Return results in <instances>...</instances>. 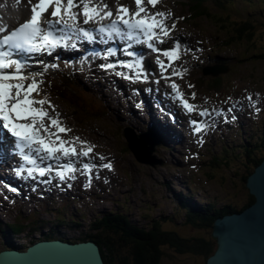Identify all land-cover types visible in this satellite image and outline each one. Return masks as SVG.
I'll return each instance as SVG.
<instances>
[{"label": "rangeland", "instance_id": "rangeland-1", "mask_svg": "<svg viewBox=\"0 0 264 264\" xmlns=\"http://www.w3.org/2000/svg\"><path fill=\"white\" fill-rule=\"evenodd\" d=\"M102 1L103 0H92V4L103 9L104 5H107V10H109L113 3L118 12V9L121 6H125L127 8L131 7L133 1L135 0ZM178 1L180 0H177L176 2ZM208 1L211 2L212 0ZM239 1L240 2H237L236 4H223L228 9L226 14L229 15V20L239 21L250 17L252 19L251 23L255 22L256 33L254 36V45L252 47L249 46L248 48L247 44L244 43H235L228 48L227 46H223V42L227 40L225 32H220L216 23L209 21V18L193 23L195 27L183 23V19H185L186 16L181 12L180 5H173L172 0H169L171 6L167 2L161 0L155 7L147 4L145 0L144 5L148 6L147 9L150 13L164 12L166 14L165 23L167 22L169 27L173 24L176 27V23L181 22L180 27L182 30L179 29L177 32L172 31L173 35L169 34V38L164 40H167L170 43L175 41L176 43H179L180 49L182 50V52L179 53L180 58L176 60L175 63H172L171 67H167V70L162 73L160 65L157 63V58L154 57V60H152V55H150L149 58L152 61L151 63L154 62V65H151L150 63L149 65L154 67V72H156L158 68L160 78L157 77V79L159 83L160 81L163 82L157 85L155 78H150L148 72L144 74L146 78H143V81L146 85L149 84L152 87V90L150 91L153 92L155 96L159 95V90H163V87L169 88L171 92L173 90L171 94L174 95L175 90L170 87L174 81L179 85V90L184 94V97L190 103L198 106L197 111L189 114L186 110H183L180 103H177L178 100L172 98V95L168 99L170 102L173 101L174 104L181 107L182 111L179 114L181 116L180 126L182 131L185 132L183 143L186 139L188 143L186 153L189 155L190 159L187 166L184 168L175 164L180 167H178L177 170H174L171 167L173 160L172 153L168 152L170 157L169 161L166 162L162 154L160 155L159 151L157 155H155V153L152 154L155 161L160 162V164H156L153 168L151 166L138 163L132 154L123 151V142L118 137L117 127L110 123L109 117H107L108 114L103 117L104 107L106 106V102L103 101V97H107L110 100L109 103L112 104L113 108V110L110 111L111 113L119 111V107L115 101H113L114 97L108 96L110 94L108 88L109 83L103 77H97L98 81L94 88L100 95V98H97L94 95L91 100H87L90 102H85L84 105L86 106L85 108L88 113L78 115L77 121L71 122L73 127H76V130L80 133L76 132L77 135H69V132L67 134H62L69 140L79 137L80 141L86 142V144H81L80 142L76 143L78 151L86 149L88 146H92L93 152L90 156L98 159L99 162L106 159L107 163L110 162L112 164V169L109 170L104 167L94 169L95 172H99V176H97L96 181H91L90 185L88 183L89 180L86 183H83L84 188L87 189L89 193H91L92 189L95 193H98V198L91 199V204H76L75 208L80 209L81 211L77 212L74 218L83 222L81 217L84 216L85 221L83 223V227L77 229L74 227L63 226L59 237L74 239L85 233L90 235L96 232L99 233L100 230H96L95 228L90 229V225L95 219L99 218L102 213H106L113 209L119 210L117 212H122L128 215L133 224H141L145 228L149 227L151 219L158 218L160 220V228L163 230L177 231L186 237H191L201 233L208 235V229L205 231H199V229L185 223V220L182 223L183 214L180 211H178L179 217L175 214L176 210L173 203V196L170 199L171 193H180L182 191L184 194H187V192H192L194 198L198 202L205 199V201H201L202 204H208L211 200H215L219 207L231 205L239 209L247 203L249 199V192L245 187L244 177L250 172H252V174L255 173V171L253 172L255 167H253L251 158L257 159L264 156V149L263 147H253V154L250 153V156L248 157L249 161L247 162L245 155L239 153V151L236 153L237 160L235 157L228 159L225 155V147L233 150L235 149L236 144H240L242 142L248 144V140L254 144L257 142H264V61L254 58V55H258L260 50L257 52L250 50H257L258 48L264 47V1H252L250 5L253 4L252 6L254 9H252L253 11H251V13H248V10L250 9L247 5L248 0ZM37 2L38 0H0V7L4 6V4L7 6L6 10H0V22L7 20L5 17L10 16L11 13H13L12 15L18 17L20 16V20H23L20 15V9L25 10L27 7L29 8V11L24 20L31 19L32 6ZM207 5H213V8L210 7V12L212 15H216L213 13H215L218 8L213 3H208ZM52 10V8H49L48 11L43 14V20L52 18ZM81 10L82 6L78 9V12H81ZM253 12H255V14H252ZM213 19L214 18H212V20ZM189 36L193 37L194 40H189ZM172 37L175 39L171 41ZM183 39L186 40L183 42ZM164 41L162 44L165 43ZM216 43L219 45L215 46L214 44ZM159 45H161V43L157 41V46L160 47ZM187 53L192 55L184 58ZM211 56L227 58V62L230 64V69L227 70L225 74L214 75V72L208 69L209 67L214 66V62L209 63L206 67L207 62L209 61L208 57ZM163 58L161 60H163ZM238 60H240V62H238ZM167 64L168 59L166 58L165 65ZM220 65L221 63L217 64V66ZM197 67L198 72L195 73V79L190 80V77H188L189 73L195 72V70H192L191 68ZM203 67L206 71L204 76L202 75V69H204ZM173 70L177 73H182V77L181 75L173 76ZM165 75L172 76H170V82L164 78ZM218 77L222 78L225 88L228 85L223 94L226 96L223 98L207 95L203 92L201 86H198V79H203L207 83H212L211 80ZM100 78H103V80L101 81ZM49 79L50 78H41V76H39L37 80L42 81L40 85L44 87L42 84ZM125 83L123 82V84ZM27 84L28 83H26V85ZM135 87H132V89H135ZM96 88H98L101 92L97 91ZM144 90L147 97L148 89H144L143 86L141 91ZM192 93H195V99L192 98ZM33 95L36 96L35 94ZM249 96L252 97L251 101L247 99ZM51 97L52 92L45 91L43 96H39V99L47 98V100L58 104L65 114L61 116L58 107L53 113L55 116L58 114L59 118L67 124V119L69 120V118L73 115V111L70 110L69 107L65 106L61 100L53 99ZM162 98L164 100V96ZM163 100H160L162 102L161 104H163L166 108V104H164ZM163 105H161L162 108ZM155 106H157V104ZM232 107H235V113H233V110L231 109ZM204 109L210 112L209 119H217L220 117L224 121H229L231 129H228V125L224 124L222 126L223 133L218 135H215L216 132L212 135V131L208 129H206L207 132L203 130L199 134L195 133L193 131V126L190 125L189 121H187L189 118H186L187 120H185V117H182L184 115L186 117L189 115V117H195L194 119L200 121V119H203L204 117L199 116L198 113L199 110ZM229 109H231V111H229ZM48 111L50 114L53 110L48 107ZM64 116H67V118H64ZM119 119L123 121L121 124H126L123 118L120 117ZM134 123L136 124V122ZM238 124H242L246 128L245 132L247 134H245V136L243 132L241 134L236 133ZM209 126L213 128L214 121ZM252 132L253 135L251 136ZM241 136L244 140H240ZM227 143H229V145H227ZM179 150L180 149H178L177 152H184ZM202 151L203 155H201V158H198V154L202 153ZM186 153L184 152L183 155L180 153V155L187 157ZM177 155L179 154L177 153ZM218 156H220L221 159H219ZM100 157H104L105 159L101 160ZM178 161H181V156L178 157ZM165 162L168 163V166L171 170H173V173L176 171L175 179L173 181L170 180V183L167 178L172 176V173H167V168L164 167L166 166ZM100 170L102 171L101 175ZM184 175L189 178L194 177L195 180L196 175H198L197 184L195 186L190 184L191 191L186 183L187 178L183 177ZM163 176H166L167 178L164 179ZM165 180L166 182L168 180V182L166 183ZM168 184H171V188H168ZM21 212H25L24 216H27L29 211L24 209ZM15 215L16 212L13 211L9 216L4 217V220L15 222ZM60 215V213H45V211L39 207L37 215L32 214L28 218L26 217L31 223L29 222L30 224H27L28 222H25L27 227L22 231V237L25 239L19 241V243L21 245L29 244L31 240L39 237L41 238L42 232L45 236H52L48 231L51 225L44 223L41 228V224L38 221H52L56 216ZM30 229L34 232L33 234L30 233ZM1 240L2 239H0V250L3 249L4 244V241ZM162 252L163 257L166 255L163 259L165 262L162 264H167L171 255H177L174 251H171L170 248L165 246L162 247ZM188 261L195 262L196 264H204L203 260L200 259V256L197 255H177V258L171 261L170 264H187Z\"/></svg>", "mask_w": 264, "mask_h": 264}, {"label": "snow or ice", "instance_id": "snow-or-ice-1", "mask_svg": "<svg viewBox=\"0 0 264 264\" xmlns=\"http://www.w3.org/2000/svg\"><path fill=\"white\" fill-rule=\"evenodd\" d=\"M137 10H130L121 6L118 9V18L113 20L110 25L100 24L99 28L95 29L103 38L108 39L119 37L121 40L127 39L131 47V42L136 44H147L149 49L160 53L162 50L153 43L154 40L163 43V38L168 36L174 29L173 24L169 27L165 23L166 14L164 12L150 13L145 7V0H135ZM147 4L155 7L159 0H146ZM82 6L84 16V24H88L93 20H103L111 18L113 12L105 11L92 4V0H38L32 6L31 19L20 25L15 30L5 34L0 38V140L7 145H14L16 153L20 156L23 163L19 165L15 171L20 178L37 179L43 178L46 175H55L60 181L67 179H75L74 173L78 170L72 162L71 157H89L93 152V147L88 146L86 149L78 151L76 143L86 144L80 141L79 137L73 140H65L61 135L71 131L60 121L59 115L52 116L44 107L48 105L53 111L55 106L51 104L47 98L36 99L40 95V84L42 81L36 79L37 75H42L40 71H26L30 65L24 60L18 58L19 54L27 56L36 55H52L58 48H76L75 44H69L73 36L77 40L86 39L89 43H94L96 36L92 31L79 27L80 12L74 9ZM52 8L51 16L54 18L48 22V27L42 26L43 14ZM71 22V23H69ZM7 32L6 28H0V33ZM179 43L169 50H163L162 55L168 59V64L165 65L163 60L157 57V63L160 65L162 73L171 67L172 63L178 60ZM128 57H134L132 61L120 60L118 62H109L102 64L101 67L105 70L112 69L116 71L118 68H126L129 73L134 75H125L123 71H116L117 75L129 80H139L146 78L144 75L143 56L138 55L135 50L129 51L124 49ZM116 53L111 49L108 50L104 59L109 56H114ZM173 76L181 75L175 70ZM170 79V77H164ZM31 79V83L26 85V81ZM171 87L175 90V99H177L182 107L189 113L197 111L198 106L190 103L184 94L179 90V85L174 81ZM192 98L195 99V93H192ZM249 101L252 97L247 98ZM231 111V109H229ZM199 116L205 117L210 113L208 110H199ZM193 126V131L197 134L207 128V125L199 120L192 119L190 121ZM55 129V131H53ZM6 130V131H4ZM8 134L13 140H9ZM67 162L60 164L61 160ZM101 160L105 159L100 157ZM44 160H55L58 167L53 168L50 164L42 166ZM96 167L92 163H84L83 171L89 176V185L91 184L92 169ZM101 167L112 169V164L104 163ZM26 173V177H25ZM50 182V181H48ZM15 192L16 188H10Z\"/></svg>", "mask_w": 264, "mask_h": 264}, {"label": "trees", "instance_id": "trees-1", "mask_svg": "<svg viewBox=\"0 0 264 264\" xmlns=\"http://www.w3.org/2000/svg\"><path fill=\"white\" fill-rule=\"evenodd\" d=\"M252 1L255 0H248L247 5L250 8L248 13H251V11H253L252 9H254L252 6L253 4L250 5ZM237 2L240 1L212 0L209 2L208 0H185L181 1L180 4H176L180 5L182 13L186 16L185 19H183V23H186L189 26L195 27L193 23L208 18L209 21L216 23L220 32H225L227 37V40L223 42V46H227L228 48L235 43H244L247 44V48L249 46L252 47L254 45V36L256 33L255 22L251 23L252 19L250 17L239 21H231L229 20V15L226 14L228 9L223 3L236 4ZM206 3H213L218 8L217 11L213 13L216 15H212L210 12V7L213 8V5L209 6ZM252 14H255V12ZM211 17L214 18V21ZM250 50L254 52L260 50V53L254 55V58L264 61V47L258 48L257 50ZM208 59L209 63H226L230 65L225 57L211 56L208 57ZM211 81L212 83H207L203 79H198V86L200 85L203 92L207 95L218 96L221 98L226 96L223 94L228 85L226 88L224 87L222 78L218 77ZM253 147H263L264 149V142H257L256 144H245L242 142L240 149L235 148L231 150L230 153L234 154L233 156L237 160L236 151H239V153L245 155L246 161L248 162L250 153L253 154ZM262 159L263 156L257 159L251 158L253 167L256 168L261 163ZM246 178L245 181L247 180ZM168 188H171V184H168ZM176 197L179 203V211L182 212L183 219L185 218V223L199 229V231H205L208 229V235L201 233L186 237L177 231L163 230L160 228L159 222L155 219H151V224L148 228L140 227L133 225L126 214L112 210L95 219L96 221L91 224L90 229L95 228L96 230H100V232L91 235L88 234L86 239H90L98 244L105 264H162L165 262L163 259L166 256L163 257V246L170 248V250L174 251L177 255L200 256L203 263L207 264L209 257L218 249L217 241L210 235V226L216 218H219L226 213L237 212V208L229 205L222 208V210H219L215 203H213V205L210 203L209 205H195L193 204L194 200L183 193H176ZM253 202L254 198L249 194L247 203L240 208V210L246 209L253 204ZM12 230L19 232L20 226H13ZM1 231L5 230L1 228ZM5 236H7V234H5ZM177 255H171L172 259L170 258L167 264H170L171 261L175 260ZM187 264L196 263L188 261Z\"/></svg>", "mask_w": 264, "mask_h": 264}, {"label": "water", "instance_id": "water-1", "mask_svg": "<svg viewBox=\"0 0 264 264\" xmlns=\"http://www.w3.org/2000/svg\"><path fill=\"white\" fill-rule=\"evenodd\" d=\"M214 75L226 72L224 67H209ZM128 147L140 163L160 164L152 157L155 149L146 142H155L150 133L136 136L124 133ZM147 152L144 150V148ZM254 205L239 215L217 219L212 235L218 249L207 264H264V159L246 182ZM0 264H103L99 249L91 243L69 245L57 241L41 242L24 253L1 252Z\"/></svg>", "mask_w": 264, "mask_h": 264}, {"label": "bare ground", "instance_id": "bare-ground-1", "mask_svg": "<svg viewBox=\"0 0 264 264\" xmlns=\"http://www.w3.org/2000/svg\"><path fill=\"white\" fill-rule=\"evenodd\" d=\"M104 1V0H103ZM102 1V2H103ZM110 4V3H109ZM17 5V4H16ZM131 5V4H130ZM129 5V6H130ZM111 6V5H110ZM145 6V5H144ZM1 9H4V10H6L7 9V6H6V4H4V6H1L0 7ZM78 9L79 8H77V9H74L75 11H77L78 12ZM101 9H103V8H101ZM129 10H130V12H135L136 10H137V7H136V2L135 1H133V3H132V6L131 7H129L128 8ZM105 11H107V9H104ZM109 10H111L113 13H116L117 12V10H116V8H115V5L112 3V7L111 8H109ZM28 11H29V8L27 7L25 10L24 9H20V15L22 16V19L23 20H19L18 21V25H20V24H23L24 23V19L26 18V16H27V14H28ZM12 14L13 13H11V15H10V17L12 16ZM18 14V13H17ZM19 15V14H18ZM10 17H8V18H10ZM20 17V16H19ZM47 17V16H46ZM45 18V17H44ZM78 19H79V21H80V26H81V28H84V29H88L89 31H90V23H88V24H84L83 23V21H84V19H82L81 17H78ZM164 19H166V18H164ZM50 21H52L51 19H50ZM104 21L105 22H108L109 23V19L108 18H106V19H104ZM49 21L48 20H43L42 19V21H41V23H48ZM196 23V22H195ZM166 24H167V22H166ZM180 24H181V22H177L176 23V27H175V29L173 30L174 32H177L179 29L180 30H182L181 29V27H180ZM168 25V24H167ZM0 28H3V26L2 25H0ZM1 34V33H0ZM170 35H173V32H171L170 33ZM169 38V35L168 36H166V37H164L163 38V41L165 40V39H168ZM196 38V37H195ZM72 39L73 40H77L76 38H75V36H73L72 37ZM175 38L174 37H172L171 38V41L172 40H174ZM188 39L189 40H191V41H193L194 40V38L193 37H188ZM196 39H198V38H196ZM186 40V39H185ZM184 39H183V42L185 41ZM81 41L79 40V41H77V45H79V47L81 48L80 49V55L82 56V58H84L86 61H88L89 60V53H90V43H89V45H87V44H81L80 43ZM165 43L164 44H162L161 43V45H159L160 47V49L163 51V50H167V49H171V48H173L174 46H175V44H176V41L175 42H168L167 40L166 41H164ZM153 43L154 44H157V41L156 40H154L153 41ZM169 43H170V45H169ZM197 43V42H196ZM130 44V42L127 40V42L125 41V47H128V45ZM136 43H134V42H131V47H129V51H132V50H135L136 51V53L138 54V55H142L143 56V59H146L147 60V62L149 61V63L150 64H152L151 62V59L149 58V56L151 55V52L147 49V53H146V51H144V50H141V49H137V46L135 45ZM191 44V43H190ZM215 46H218L219 44L218 43H216V44H214ZM113 51H115V49L113 48ZM162 51L160 52V53H156V55L159 57V59L161 60L162 58H163V55H162ZM182 52V50L179 48V53H181ZM190 53H187V55H185V57L184 58H186V57H188V56H191V55H189ZM80 55H78V56H80ZM183 55V54H182ZM196 56V55H195ZM68 57H69V60L70 61H72V60H76L78 63L81 61V60H79L78 58H75V56L73 55V54H70V55H68ZM197 58V57H196ZM134 59V57L133 58H129L128 59V61L130 62V61H132ZM227 60V59H226ZM248 60V59H247ZM163 61H165L166 62V57H164L163 58ZM228 61V60H227ZM176 61H174L173 63H175ZM238 62H240V60H238ZM187 64V63H186ZM190 64V63H189ZM203 64H204V62H203ZM198 66V65H197ZM217 67H219V66H217ZM154 68V67H153ZM204 68V67H203ZM152 68L151 67H148V65H144V74H146V72L148 71V70H151ZM192 70H195V72H190L189 73V75H188V77H190V80H194L195 79V73H197L198 72V67L197 68H191ZM100 71H101V73L100 74H98V76H96V78L97 77H103L104 79H106V81L109 83V86H108V88H109V91L112 93V95L113 96H115V97H117L119 100V104H122L123 102H124V100H126L127 102H130L131 100L129 99V94L130 95H132V97H134V99H135V96H137L136 95V93H137V91L135 90V89H132V87H130L131 89H130V91L128 90V88L126 87V86H123V82L125 83L126 82V79H124V78H122V77H119V75H117L115 72L114 73H112L110 70L109 71H107V72H105V71H103L102 69H100ZM180 71H181V69H180ZM202 71H203V76H204V74H205V68L204 69H202ZM170 77L171 75H165V77ZM158 78H160V76H157ZM164 77V76H163ZM172 77V76H171ZM170 77V78H171ZM103 78H100V80L102 81L103 80ZM167 81H171V80H169V79H166ZM163 81H160V83H162ZM142 83H144V84H142ZM139 85H143L144 86V89H148L149 90V92H148V95H147V97H146V94H145V90L144 91H141L138 95H140L142 98H143V100H145L147 103H148V105L149 106H151L152 107V109H157L158 107H160L162 104V102L159 100V95H156L155 96V94L153 93V92H151L150 90H152V87L149 85V84H145V82L143 81V79H139ZM157 85H158V83H157ZM163 86V85H162ZM100 88V87H99ZM93 90H95V88L93 87L92 88ZM166 90H168V91H170V89L169 88H166ZM97 91H99V89L97 90ZM131 93H133V94H131ZM34 94V93H33ZM94 95H95V97H97V98H100V95L98 94V92H96L95 91V93H94ZM163 97V96H162ZM161 97V99L163 100V98ZM167 97H168V95H167ZM35 98L36 99H39V96H35ZM103 101H105L106 103H109L110 102V100L107 98V97H103ZM51 102V101H50ZM179 101H177V103H178ZM51 104L53 105V106H55V110L57 109V107H58V110H60V115L62 116V115H64L65 114V112L63 111V110H61V108H60V106L58 105V104H55V103H53V102H51ZM157 104V106H155ZM170 104H172V103H170ZM118 106V105H117ZM44 107L48 110V105L47 104H45L44 105ZM166 108H169V105L168 104H166ZM235 107H232L231 109L233 110V113H235V109H234ZM51 109V108H50ZM52 110V109H51ZM113 109L110 107L109 108V113H111L110 111H112ZM54 111H52L51 113H50V115H52V116H55L54 115V113H53ZM187 112V111H186ZM210 113V112H209ZM191 116V115H190ZM129 117V116H128ZM185 117V118H184ZM184 119L185 120H187L186 118H189L187 121H191L192 119H194L195 117H189V115H187V117L184 115ZM64 118H67V116H64ZM180 119H181V116L180 115H178L177 116V121H176V125H175V129H174V131H173V134H179V136L180 137H177V136H175V137H177V139H178V141H180L181 143H183V138L185 137L184 135H181V134H183V133H185V132H183L182 131V128H181V126H180ZM136 120V119H135ZM152 121L150 122V124H157L158 122H157V120L156 119H151ZM214 121V127L213 128H215V129H213V128H211L209 125L212 123ZM118 122L121 124L123 121H121V119L120 120H118ZM129 122V121H128ZM200 122L201 123H204V124H206L207 125V128L206 129H208V130H211L212 131V135H214V133L216 132V134L215 135H218V134H220V133H223V129H222V126L224 125V124H227L228 125V129H231V126H230V122L229 121H224L223 119H221L220 117L219 118H217V119H215V118H210L209 119V115L208 116H205L203 119H200ZM134 125H136L135 123H134ZM190 125H191V123H190ZM136 129H138V130H140V132L141 133H143V132H150V128L148 127V121H146V120H142V123H141V126H136ZM205 129V132H207V130ZM213 129V130H212ZM245 130H246V128L242 125V124H238V128L236 129V133L237 134H241L242 132L244 133V136H245V134H247L246 132H245ZM53 131H55V129H53ZM67 134V133H66ZM62 136H63V138L65 139V140H69L68 138H66L65 137V135H63V134H61ZM253 135V132H252V134H251V136ZM99 141V140H98ZM233 142H234V140H233ZM248 143H251L249 140H248ZM168 144L169 145H171V142L170 141H168ZM145 147L146 148H151V149H155V155H157V153L160 151V155L162 154V156H163V158L165 159V161L166 162H168L169 161V157H170V154L168 153V151H172V152H174V151H176L177 150V148H176V145H175V147L174 146H168V145H166L164 148H162V147H158V145L155 143V142H146L145 144ZM227 145H229V143H227ZM240 146H241V143L240 144H236V147L235 148H237V149H240ZM225 147V146H224ZM230 147V146H229ZM79 148V147H78ZM86 148V147H85ZM144 148V147H143ZM144 150L147 152V150L144 148ZM208 150V149H207ZM225 155L228 157V159L229 158H231V157H234L233 155L234 154H231L230 153V151H231V149L230 148H226L225 147ZM124 151V150H123ZM5 152L6 153H8L9 152V150L6 148L5 149ZM238 151H236V153H237ZM177 153V152H176ZM180 153H182V155H183V153L184 152H180ZM79 157H83L82 155L81 156H79ZM87 158H89V157H87ZM86 158V159H87ZM218 158L219 159H221V157L220 156H218ZM263 159H264V156H263ZM263 159H262V161H263ZM16 161L17 160H14L13 162H9L8 163V165H9V168H13V167H15V165H16ZM261 161V162H262ZM165 162V165L166 166H164V167H166L167 168V173H172V176H173V170H171L170 168H169V166H168V163H166ZM261 164V163H260ZM259 164V165H260ZM148 166H151V167H155V164L153 163V162H150V163H148L147 164ZM258 165V166H259ZM257 166V167H258ZM178 167H180V166H177V165H174V170H177L178 169ZM256 167V168H257ZM256 168L253 170V172L256 170ZM172 171V172H171ZM175 173H176V171H175ZM251 175H253L252 174V172L248 175H246L247 176V178H246V176H245V178L246 179H248ZM97 176V175H96ZM181 178V177H180ZM190 180L192 181V182H194L195 181V178L194 177H191L190 178ZM167 182H168V180H167ZM246 182H247V180L245 181V187H246ZM97 184V183H96ZM193 185V186H195V184L194 183H190V182H188V188H189V190L191 191V185ZM247 188V187H246ZM248 189V188H247ZM248 192H249V190H248ZM186 195H188L189 196V198H191V199H193L194 201H193V204H195V205H197L198 203H199V205H203L202 204V202L201 201H205V199H203V200H201L200 202H198L195 198H194V195H193V193L192 192H187V194ZM252 196V195H251ZM253 197V196H252ZM254 198V197H253ZM200 199H201V197H200ZM255 201V200H254ZM173 203H174V206H175V210H176V213L175 214H177L178 215V211H179V203H178V199H177V197H176V194H174L173 193ZM209 203H215V205H216V207L218 208V209H220V210H222V208H225L226 206H229V205H225L224 207L222 206V207H219L218 206V203L214 200V201H212L211 200V202H209ZM209 203L207 204V205H209ZM254 203L255 202H253V204H251L250 206L252 207L253 205H254ZM249 206V207H250ZM243 207V206H242ZM241 207V208H242ZM249 207H247V208H249ZM250 207V208H251ZM246 208V209H247ZM245 209H243V210H240V208L239 209H237V212H233V213H229V215H239L240 213H243V211H244ZM245 212V211H244ZM178 217H179V215H178ZM217 219H222V217H219V218H217ZM155 220H157V222H159L160 220L157 218V219H155ZM8 251H10V250H8Z\"/></svg>", "mask_w": 264, "mask_h": 264}]
</instances>
